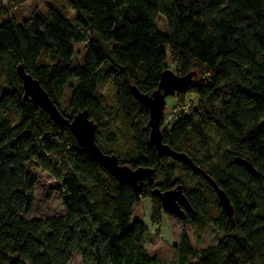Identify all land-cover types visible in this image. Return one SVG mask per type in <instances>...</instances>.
Segmentation results:
<instances>
[{"label": "trees", "instance_id": "trees-1", "mask_svg": "<svg viewBox=\"0 0 264 264\" xmlns=\"http://www.w3.org/2000/svg\"><path fill=\"white\" fill-rule=\"evenodd\" d=\"M69 5L73 17L51 4L19 22L13 5L0 0V264H71L78 255L83 264H159L146 247L150 229L135 210L150 199L159 235L168 214L154 191L178 186L194 210L182 223L199 239L210 226L223 237L194 251L184 233L179 264H264V0ZM20 64L58 107L71 88V113L64 116L88 111L104 153L133 170L153 171L141 192L122 186L69 127L25 100ZM167 69L197 75L176 95L181 110L162 121L164 144L185 153L227 193L233 214L204 175L160 157L151 143L150 112L134 88L153 94ZM36 169L55 181L60 216L29 218Z\"/></svg>", "mask_w": 264, "mask_h": 264}, {"label": "water", "instance_id": "water-1", "mask_svg": "<svg viewBox=\"0 0 264 264\" xmlns=\"http://www.w3.org/2000/svg\"><path fill=\"white\" fill-rule=\"evenodd\" d=\"M163 73L159 83L160 86L153 94H142L136 87L134 88L135 96L139 98L141 104L147 107L150 112V126L152 129L150 134L151 143L156 147L160 157H170L174 161L183 164L185 167L198 171L201 175H204L218 193L225 210L233 214L234 209L232 203L229 201L227 193L223 192L218 184L213 181L205 171L200 170L195 165L194 161L185 153H179L173 150L169 145L167 146L164 144L161 126L167 107V98L175 96L177 93L187 92L194 84L193 81L197 74L190 73L187 76H179L170 69L165 70ZM18 74L24 82L25 100L40 106L43 111H46L51 116L54 122L69 127L76 137L77 143H79L87 154L92 156L98 164L105 167L111 175L115 176L122 186L129 185L136 192H141L144 181L153 179L154 173L151 169L138 168L133 170L128 165L119 163V158L116 155L104 153L98 145V142H96L98 125L94 120L90 119L88 111L79 112L72 120L66 118L57 104L50 99L47 91L42 88L40 82L27 73L23 64H20L18 67ZM236 161L254 176L258 175L257 170L254 169L248 160L237 158ZM154 195L160 198L164 211L170 216L173 215L182 220L186 218V212L191 214L194 212L186 194L183 192L182 186L165 192L155 190Z\"/></svg>", "mask_w": 264, "mask_h": 264}, {"label": "rangeland", "instance_id": "rangeland-1", "mask_svg": "<svg viewBox=\"0 0 264 264\" xmlns=\"http://www.w3.org/2000/svg\"><path fill=\"white\" fill-rule=\"evenodd\" d=\"M3 2H10V13L16 18L17 21L22 22L29 18L35 9L46 12L47 7L54 4L58 7H63L68 11V14L73 17L76 12L72 10L69 5V0H3ZM159 26L162 29H166V23L164 19L159 21ZM77 50L85 49L84 45H76ZM71 94V88L66 86L63 100L60 102V110L66 115L71 112L69 110V97ZM104 94H110L109 89L105 90ZM177 95V94H176ZM172 96L167 98L166 110L164 117L169 120H173L174 116L179 110L180 106L176 105L177 97ZM192 98H194L192 96ZM189 99V98H188ZM180 172V171H179ZM33 178L36 182V202L32 213L29 218L31 219H48L49 217L60 216L64 213L63 200L60 194L54 189L56 184L53 178L44 173L40 169L34 170ZM152 203L150 199L143 201L137 205L135 210V218L142 219L150 229L149 236L147 238L146 247L150 254L157 255L159 258V264H179V252L183 246V234L186 233L190 238L191 246L194 251L205 250L206 248L216 245L222 240V234L215 230L212 226L201 236V239L197 238L195 232L191 227H186L181 220L173 215H163L164 219L160 227L159 235L156 233V229L152 225ZM193 260V259H192ZM197 260L195 259L194 262ZM71 264H83L80 255L76 256Z\"/></svg>", "mask_w": 264, "mask_h": 264}, {"label": "flooded vegetation", "instance_id": "flooded-vegetation-1", "mask_svg": "<svg viewBox=\"0 0 264 264\" xmlns=\"http://www.w3.org/2000/svg\"><path fill=\"white\" fill-rule=\"evenodd\" d=\"M185 212H186V211H185ZM187 214H188V212H186V215H185L186 217H187Z\"/></svg>", "mask_w": 264, "mask_h": 264}]
</instances>
